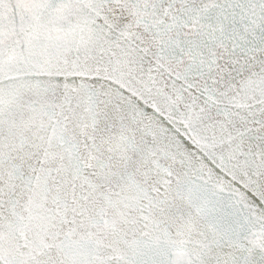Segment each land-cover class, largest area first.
I'll list each match as a JSON object with an SVG mask.
<instances>
[{
	"label": "snow or ice",
	"instance_id": "snow-or-ice-1",
	"mask_svg": "<svg viewBox=\"0 0 264 264\" xmlns=\"http://www.w3.org/2000/svg\"><path fill=\"white\" fill-rule=\"evenodd\" d=\"M0 264H264V0H0Z\"/></svg>",
	"mask_w": 264,
	"mask_h": 264
}]
</instances>
